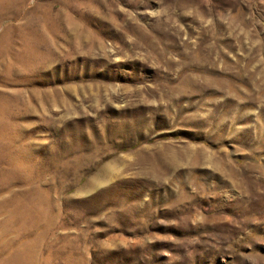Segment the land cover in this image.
Segmentation results:
<instances>
[{
    "label": "rangeland",
    "instance_id": "obj_1",
    "mask_svg": "<svg viewBox=\"0 0 264 264\" xmlns=\"http://www.w3.org/2000/svg\"><path fill=\"white\" fill-rule=\"evenodd\" d=\"M0 264H264V0H0Z\"/></svg>",
    "mask_w": 264,
    "mask_h": 264
}]
</instances>
